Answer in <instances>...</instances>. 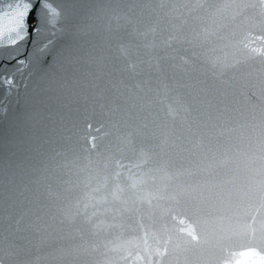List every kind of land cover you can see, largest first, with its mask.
<instances>
[{
	"label": "water",
	"instance_id": "1",
	"mask_svg": "<svg viewBox=\"0 0 264 264\" xmlns=\"http://www.w3.org/2000/svg\"><path fill=\"white\" fill-rule=\"evenodd\" d=\"M25 2L0 0V264H235L264 227V0H76L69 36L10 45Z\"/></svg>",
	"mask_w": 264,
	"mask_h": 264
},
{
	"label": "snow or ice",
	"instance_id": "2",
	"mask_svg": "<svg viewBox=\"0 0 264 264\" xmlns=\"http://www.w3.org/2000/svg\"><path fill=\"white\" fill-rule=\"evenodd\" d=\"M246 6L247 5L242 4L235 5V7L237 8H243ZM9 7L11 8L12 6L10 5ZM37 9H39V14L35 18V23L32 24L29 22V16L33 11ZM94 10L95 9L93 8V6L79 4L76 2V0H69V2L66 5L60 7L59 10L58 7H54L53 4L49 2V0H28V2L22 4L18 3L15 5L14 13L4 14L8 16L9 23L14 25V27L8 28V31H15L16 33V38H12L11 36H9L8 44L15 45L18 40L24 39L25 35H27L29 31L39 35L46 26H55L59 21H66L67 23V27L60 32L58 37H56L59 40H63L65 37L71 34V29L74 26V22L80 15L92 13ZM22 33H24V35H22ZM3 35V25L0 24V37H2ZM53 36H56V33H53ZM49 45L55 47L54 41L48 40V42L43 45L42 48L38 49L37 52H42L45 48H48ZM92 46L95 47V45ZM68 48H71V45H68ZM64 52L65 48L61 47L57 52V56H63ZM42 62L43 61L40 55H36L35 63L37 67H39ZM21 63L23 62L21 61ZM8 82L11 83V81ZM67 130L69 131V133L71 132L70 128ZM62 139L64 141H70L71 135L64 136L62 137ZM56 154L59 155L60 153L57 152ZM39 162L42 165L44 164V160H40ZM3 174L5 177L3 201L5 205V212H8L16 202L18 196L22 194L19 191L20 182H22V176L27 175V173L18 169L15 161L9 158L4 162ZM262 199H264V194H262ZM181 223L183 224L184 221L181 220ZM180 231L187 232L188 236H190L192 240L197 239V237L193 234L194 229H192L191 227L182 228L180 229ZM144 243L145 245H147L146 238ZM167 243L168 241H165V247L163 251H161L159 248H156L153 253H149V264H151V255L154 254L159 257L165 256L168 251ZM242 248L244 250L232 252L230 255V259L234 261L235 264H264V227L261 228L259 236L253 234L249 245L242 246ZM145 251H148L147 247H145ZM137 258L139 259V257Z\"/></svg>",
	"mask_w": 264,
	"mask_h": 264
}]
</instances>
